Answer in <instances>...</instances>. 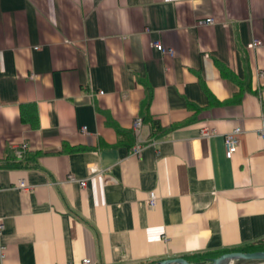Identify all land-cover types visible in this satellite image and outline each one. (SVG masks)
<instances>
[{
    "label": "crops",
    "instance_id": "crops-1",
    "mask_svg": "<svg viewBox=\"0 0 264 264\" xmlns=\"http://www.w3.org/2000/svg\"><path fill=\"white\" fill-rule=\"evenodd\" d=\"M263 119L264 0H0V264H156L264 239ZM24 143L38 166H9Z\"/></svg>",
    "mask_w": 264,
    "mask_h": 264
},
{
    "label": "built area",
    "instance_id": "built-area-1",
    "mask_svg": "<svg viewBox=\"0 0 264 264\" xmlns=\"http://www.w3.org/2000/svg\"><path fill=\"white\" fill-rule=\"evenodd\" d=\"M206 22L212 23V19L208 18V19H206ZM254 44L256 45L257 43H254ZM151 46L154 47L155 49L161 51V52L165 51L164 47L159 42H152ZM99 93L101 94L102 92L99 91ZM141 125H142V121L140 118H137L134 120L133 130H134L135 135H139ZM240 133H241V129L239 127H236L232 131H230L224 135L225 156L227 158H231L234 155V153L237 151L239 144H240ZM213 134H214V131L207 128V127H203L201 129V136H203V137H209ZM258 134L261 138L264 139V119H263V127L258 132ZM26 150H27V145L24 143L20 147H17L15 149V153H16L17 157H21ZM140 150H141L140 145H135L133 147V153H139ZM67 180H69L71 182H78V184L81 187H84L86 185L85 179H78L77 177H75L72 174L68 175ZM32 187H33V185L25 183V181H20L17 185V188L22 189V190H30V189H32ZM156 201H157L156 193L154 191H150L149 192V199H148L149 204L151 206H153V205H155ZM82 264H91V260L86 258L82 261Z\"/></svg>",
    "mask_w": 264,
    "mask_h": 264
},
{
    "label": "trees",
    "instance_id": "trees-1",
    "mask_svg": "<svg viewBox=\"0 0 264 264\" xmlns=\"http://www.w3.org/2000/svg\"><path fill=\"white\" fill-rule=\"evenodd\" d=\"M142 119H144L143 117H141ZM151 123V134L154 135L157 133V131H153L154 129H158V127L160 126L159 122L155 119L150 121ZM39 153L38 152H28L25 155H23L21 158H11V156L7 157V162L9 163V166H14V167H35L38 166V157ZM258 243L259 245L256 248H246V246L249 245H253ZM249 245L246 246H241V247H237V248H233V249H224V250H219V251H215V252H207V253H201V254H194L191 256H188V258L191 259H195V260H201V259H206L208 257H215V256H219L221 254L227 253V252H232V251H250L251 249H257L260 251H264V239H260L254 243H250Z\"/></svg>",
    "mask_w": 264,
    "mask_h": 264
},
{
    "label": "water",
    "instance_id": "water-1",
    "mask_svg": "<svg viewBox=\"0 0 264 264\" xmlns=\"http://www.w3.org/2000/svg\"><path fill=\"white\" fill-rule=\"evenodd\" d=\"M254 259L264 260V251L256 252H229L220 255L219 257L208 258L203 261H195L185 257H177L159 261L156 264H240L241 262Z\"/></svg>",
    "mask_w": 264,
    "mask_h": 264
},
{
    "label": "rangeland",
    "instance_id": "rangeland-1",
    "mask_svg": "<svg viewBox=\"0 0 264 264\" xmlns=\"http://www.w3.org/2000/svg\"><path fill=\"white\" fill-rule=\"evenodd\" d=\"M259 244L256 243V244H253V245H249V246H246V248H256ZM256 251H260V250H257V249H254V250H250V251H242V250H239V251H236V252H256ZM233 252V251H232ZM229 253V252H227ZM225 254V253H224ZM222 255V254H221ZM220 256V255H219ZM219 256H215V257H219ZM208 258H213V257H208ZM206 258V259H208ZM206 259H201V260H195V261H203V260H206Z\"/></svg>",
    "mask_w": 264,
    "mask_h": 264
},
{
    "label": "bare ground",
    "instance_id": "bare-ground-1",
    "mask_svg": "<svg viewBox=\"0 0 264 264\" xmlns=\"http://www.w3.org/2000/svg\"><path fill=\"white\" fill-rule=\"evenodd\" d=\"M240 264H264V260L248 259V260L241 262Z\"/></svg>",
    "mask_w": 264,
    "mask_h": 264
}]
</instances>
